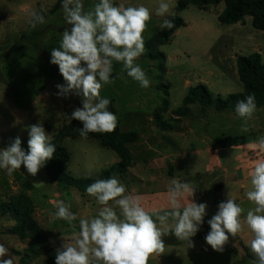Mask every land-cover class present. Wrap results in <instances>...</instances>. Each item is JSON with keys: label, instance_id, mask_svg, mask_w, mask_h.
Returning <instances> with one entry per match:
<instances>
[{"label": "clouds", "instance_id": "1", "mask_svg": "<svg viewBox=\"0 0 264 264\" xmlns=\"http://www.w3.org/2000/svg\"><path fill=\"white\" fill-rule=\"evenodd\" d=\"M66 23L59 46L51 51L50 63L57 65L64 83L57 84V96L81 97V107L76 108L70 120L80 121L79 134L87 138L89 133H110L118 124L117 116L108 110L110 100L102 98L104 85L112 83L113 61L122 63L127 76L148 88L150 80L145 71L134 61L145 52L144 33L151 13L144 5L115 6L113 0H99L91 10L84 11L82 0H62ZM156 15H171L170 0H159ZM31 27L45 23L38 11L30 12ZM172 20L165 19L162 27L171 29ZM257 110L255 95L237 101L235 112L243 121L240 131H248V121ZM28 149L22 147L19 136L0 149V170L12 175L23 166L27 173L36 176L52 159L56 151L52 135L42 124L28 126ZM257 152L248 176L251 188L247 200L254 204L244 216V208L228 196L218 205V211L208 220L210 231L205 241L214 251L223 252L229 236L235 238L246 225L252 234L250 250L255 259L251 264H264V136L247 145ZM86 192L96 198L103 207L92 218H79L71 205L64 201L54 204L53 220H63L71 231L55 251V264H149L153 256L165 254L164 237L173 235L177 240L194 247L192 237L200 230L207 212L206 203L195 202V189L188 181L173 177L168 187L166 208L146 210L141 198L126 193V187L116 177L98 179ZM114 206H109V202ZM116 208L119 209V215ZM242 216L244 217L242 220ZM0 264H14L8 248L0 244Z\"/></svg>", "mask_w": 264, "mask_h": 264}, {"label": "rangeland", "instance_id": "2", "mask_svg": "<svg viewBox=\"0 0 264 264\" xmlns=\"http://www.w3.org/2000/svg\"><path fill=\"white\" fill-rule=\"evenodd\" d=\"M56 1L0 0V130H4L0 131V149L8 146L11 140L19 136L22 147L27 151L28 126L40 123L44 127L46 123V132L54 136L50 131L58 133L63 125L72 121L71 113L82 106L79 96L69 95L67 98H61L56 95L58 92L56 85L63 84L64 80L58 66L50 63L51 51L59 46V39L65 28L70 27L64 19L62 2L58 9L51 11ZM178 1L170 0L171 15L158 16L155 9L159 0H113L115 6L144 5L151 13L147 31L144 33L145 52L134 61L145 71L150 86L141 88L138 82L122 71V63L113 61L112 83L104 85L100 91L102 98L113 101L121 121L124 120L123 123L134 131H139L143 120L125 118L124 113L141 114L138 117L143 118L142 116L151 108L161 106L164 98L170 102L172 109H177L187 93V88L202 85L212 95L222 98L242 92L236 65L231 58L235 53L233 45L240 41L241 36L237 34L234 36L233 32H230V26L221 25L217 19L225 7L224 2L217 6L208 5L203 9L189 4L184 10L179 11ZM82 2L84 11L87 12L99 3V0ZM33 10L40 12L45 18V23L38 24L35 28L29 23L30 12ZM169 17L180 18L184 26L176 30L167 44L153 46L150 39L163 29V21ZM253 32L255 31L251 24H248L241 33L247 37L246 39L250 38V43L260 46L264 64V33L262 36ZM149 55H163L165 61L163 62L161 57L155 59ZM159 66L165 69L163 75L158 71ZM166 86L169 87L167 97L164 96ZM151 125L152 123L146 125L148 133ZM90 142L92 145L79 144L77 147H86L89 154L95 149L100 150L97 141ZM71 144L73 143L69 140L61 142L66 148ZM103 152L110 153L107 150ZM96 157L98 158V155ZM19 171L22 170L7 175L4 170H0V204L23 195L22 193L10 197L6 195L10 188L9 179L13 176L21 178V175H18ZM49 187L50 185H47L41 190H35L34 193L51 190ZM9 221L8 215L0 214V244L8 248V255L13 258L14 264H19V258L12 250L17 248L19 252H23L27 242L21 243L16 237L6 233ZM21 244L25 245L24 249ZM216 258L209 256L205 259L188 258L182 259L181 263H228L226 255ZM36 264H45V261L42 258Z\"/></svg>", "mask_w": 264, "mask_h": 264}, {"label": "crops", "instance_id": "3", "mask_svg": "<svg viewBox=\"0 0 264 264\" xmlns=\"http://www.w3.org/2000/svg\"><path fill=\"white\" fill-rule=\"evenodd\" d=\"M248 24H251V18L246 16L241 23L230 25V32H233L234 36L236 34L241 36L240 41L233 45L235 53L231 58L234 62L237 56H248L253 53H258L263 60L260 46L250 43V38L246 39L247 37L241 33ZM252 29L255 31L253 33H260L259 35L263 36L264 32ZM188 90L189 88L187 92ZM137 95L139 96V93ZM182 101L177 109H172L168 101V110L161 114L162 121L168 124L166 129H160L154 117V112L160 106L151 108L147 114L142 116L143 118L138 117L141 114L124 113L125 118L143 120L139 131L129 129L126 123H123L124 120L121 121V116L112 101L120 131L135 132L138 135L137 141L127 146L131 156L127 175L123 178L116 177L125 185V194L139 196L146 210L166 208L168 187L171 179L175 177L182 182H190L196 192L195 202L206 203L208 206L200 230L192 237L194 247H189L187 242L182 241L177 245H166L165 254L151 257L149 264H182V259L198 257L205 259L207 256L212 258L218 256L216 258L218 259L222 255H226L227 264H235V262L251 264L255 259L250 250V241L253 237L246 225L244 230L236 236V241L225 245L223 252L214 251L206 243L205 236L210 231L208 220L218 211L219 203L225 202L229 195L244 208V216L249 209L254 208V204L247 200L246 192L251 188L248 172L258 155L247 145L250 141L264 136V107L257 108L252 119L248 121V131L242 133L240 127L243 121L236 112L216 113L212 109L202 110L199 105L194 104L187 107L188 111L185 115H174V112L182 107ZM150 123L152 125L148 133L146 125ZM50 132L55 134L53 130ZM240 136L246 138L243 144L217 150L211 148L214 142L224 137ZM67 140L73 144L67 148L63 146L70 153L65 171L72 177L97 179L102 171L120 162V158L114 151L103 146L93 137H67L62 141ZM90 141H97L101 151L95 149L92 154H89L86 147H77L79 144L92 145ZM105 150L110 153L103 152ZM19 170H22L18 174L21 178L13 176L9 179L10 188L6 195L10 197L22 193L30 200L33 206L32 217L39 227L50 235L48 247L51 249H57L64 243L62 237L71 240V231L68 230L67 222L53 220L51 216V213L55 211L54 204L57 201L70 204V210L77 214L78 218L74 221L77 225V232L79 231V218L95 217L103 207L86 191L80 192L74 188L58 186L52 181L48 182L44 167L36 176L28 174L23 166ZM47 185H50L51 190L34 193L35 190H41ZM109 206H114L113 202L110 201ZM116 211L119 215L118 208ZM243 218L242 216V220ZM8 223V227L14 224L11 219ZM21 246L24 249L25 245L21 244ZM42 258L45 261V258L40 256L32 264H36Z\"/></svg>", "mask_w": 264, "mask_h": 264}, {"label": "trees", "instance_id": "4", "mask_svg": "<svg viewBox=\"0 0 264 264\" xmlns=\"http://www.w3.org/2000/svg\"><path fill=\"white\" fill-rule=\"evenodd\" d=\"M62 0H57L52 8V12L59 8ZM224 2L225 7L218 14L217 19L221 25H234L241 23L244 17L251 18V26L255 30L264 32V0H179L177 10H184L189 4L200 9L208 5L217 6ZM172 20L174 27L171 29L163 28L156 32L150 39V43L158 47L167 44L173 37L175 31L184 26V22L177 17L167 18ZM151 58L158 59L161 57L165 61L163 55L153 56ZM237 76L242 84V92L230 94L226 97L212 95L204 86L198 85L189 88L186 96L182 101V107L174 112L176 116L185 115L188 106L197 104L202 110L212 109L216 113L224 111L235 112L237 101L244 100L248 95L254 94L257 108L264 107V64L258 53L248 56H237L235 59ZM161 75L165 73L163 66L158 67ZM168 87L164 88V96L167 97ZM108 110L113 112L114 107L110 101ZM168 110V101L164 98L161 106L156 110L155 120L160 129L168 127L167 122L162 121L161 114ZM82 127L80 121L72 120L70 123L63 125L60 131L54 134L52 143L56 151L51 160L44 166V170L48 179L58 186L74 188L80 192H85L86 188L98 179H107L110 177L123 178L127 175V168L131 164V156L127 146L137 141L138 135L135 132H121L118 124L116 129L110 133H89L88 136L96 139L100 144L110 148L120 158V162L116 163L107 170L101 172L97 179H78L72 177L65 171V166L69 162L70 153L61 145L64 138H75L80 136L79 129ZM246 138L240 137H224L211 145L214 150L228 148L243 144ZM0 214L8 215L14 222L11 227L6 229L8 235L16 237L21 243L27 242V247L23 252L12 250V253L19 258V264H32L41 255L45 258V264H55V251L48 247L50 235L44 232L36 221L33 219V206L30 200L24 196H16L9 202L0 204ZM166 245H177L180 243L173 235L163 238ZM235 238L229 236V242L232 243ZM246 252V251H245Z\"/></svg>", "mask_w": 264, "mask_h": 264}]
</instances>
